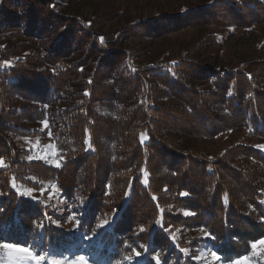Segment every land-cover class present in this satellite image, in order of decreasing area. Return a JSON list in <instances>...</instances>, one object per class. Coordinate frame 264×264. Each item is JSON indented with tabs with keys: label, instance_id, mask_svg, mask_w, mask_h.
<instances>
[{
	"label": "trees",
	"instance_id": "trees-1",
	"mask_svg": "<svg viewBox=\"0 0 264 264\" xmlns=\"http://www.w3.org/2000/svg\"><path fill=\"white\" fill-rule=\"evenodd\" d=\"M263 22L264 0H210L109 38L56 0H0V240L53 253L85 239L87 256L106 264H193L206 245L218 261L248 254L264 236V151L237 142L210 156L196 137L244 128L264 139V58L216 68L203 61L205 40L144 62L119 44ZM44 121L60 167L26 159L9 136L43 135L27 125ZM14 183L54 186L75 231Z\"/></svg>",
	"mask_w": 264,
	"mask_h": 264
},
{
	"label": "rangeland",
	"instance_id": "rangeland-1",
	"mask_svg": "<svg viewBox=\"0 0 264 264\" xmlns=\"http://www.w3.org/2000/svg\"><path fill=\"white\" fill-rule=\"evenodd\" d=\"M63 3L64 10L69 15L93 20L98 23V29L109 38H113L115 31L125 28L130 22L143 20L150 16L158 14H171L180 11L182 8H191L205 4L210 0H56ZM162 37L155 39L131 38L123 39L119 46L127 49H135L142 57L144 62H155L157 59L171 60L178 54L187 52L196 43L210 42L206 49H200L205 57L203 61L216 68H236L245 61L264 58V22L255 23L251 26H218L215 24L188 26L184 29L170 31ZM28 127L43 130V135L31 137L16 136L11 133L10 136L16 147L28 150L26 159H42L49 164L54 165V161L59 160L54 147V140L51 134V127L43 122L28 123ZM201 146L210 155L219 153L226 145L243 142L257 147L264 151V139L253 136L247 129L236 128L221 133L214 138L196 137ZM53 187L44 184L40 191H32L31 196L24 195L34 201L49 203L60 214V224L65 228H71L75 231L78 219L72 211V203H69L56 191L53 193ZM16 190L22 192L27 190L17 187ZM19 188V189H18ZM19 190V192H21ZM21 192V193H22ZM195 236H205L201 230H189ZM78 236L79 233L77 232ZM85 239H81L79 244H71L67 248H55L50 253L46 250H32L33 253L44 255L46 259L42 264H51L52 260H61L67 262L78 260L81 256L85 258L87 264H106L98 263L100 259L87 256L88 251L82 249ZM256 250L251 251L239 258L223 262L215 260L212 256L213 250L207 245L199 252L193 253L196 264H264V236L258 239ZM0 243H11L0 240ZM247 256L248 259H242ZM0 264H34V261L27 253L17 252L6 248H0Z\"/></svg>",
	"mask_w": 264,
	"mask_h": 264
},
{
	"label": "snow or ice",
	"instance_id": "snow-or-ice-1",
	"mask_svg": "<svg viewBox=\"0 0 264 264\" xmlns=\"http://www.w3.org/2000/svg\"><path fill=\"white\" fill-rule=\"evenodd\" d=\"M229 94H231V93H229ZM43 123H44L45 127H47V121H44ZM49 147H54V145H50ZM258 147H261L262 149H264V146H258ZM29 159H31V157H29ZM0 164H3L2 159H0ZM54 166L60 167L61 161L60 160L54 161ZM145 183H146V181H145ZM32 191H33L32 189H27V190L23 191L21 194L31 196ZM52 191H53V193H55L57 191V189L55 187H53ZM185 194L186 193H181V195H185ZM225 202L227 203V201H225ZM184 214L188 215L189 213L185 212ZM157 223L159 224L160 221H157ZM141 230L143 231V228ZM172 239L175 240V237H172ZM250 247L253 250H256L257 242L251 243ZM0 248H6L9 250H15L17 252L27 253L29 255V257L34 261V264H42V262L46 259V257L44 255L33 253L30 248H28L26 246H21L19 244H15V243H0ZM140 254L141 253L139 251L135 252V255L137 257L140 256ZM212 256L215 260L220 259V257H218L215 252L212 253ZM129 259H131V258H129ZM242 259L246 260V259H248V257L245 256ZM51 264H65V262L57 259V260H52ZM67 264H87V261L85 260L84 257L81 256L78 260H73V261L67 262Z\"/></svg>",
	"mask_w": 264,
	"mask_h": 264
},
{
	"label": "bare ground",
	"instance_id": "bare-ground-1",
	"mask_svg": "<svg viewBox=\"0 0 264 264\" xmlns=\"http://www.w3.org/2000/svg\"><path fill=\"white\" fill-rule=\"evenodd\" d=\"M41 25V24H40Z\"/></svg>",
	"mask_w": 264,
	"mask_h": 264
}]
</instances>
